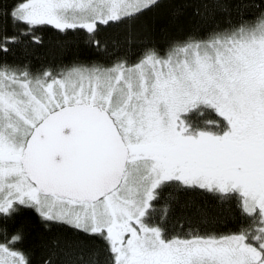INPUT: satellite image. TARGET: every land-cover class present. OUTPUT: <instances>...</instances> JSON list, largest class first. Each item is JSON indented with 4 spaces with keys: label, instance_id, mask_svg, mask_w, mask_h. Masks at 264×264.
<instances>
[{
    "label": "snow or ice",
    "instance_id": "1",
    "mask_svg": "<svg viewBox=\"0 0 264 264\" xmlns=\"http://www.w3.org/2000/svg\"><path fill=\"white\" fill-rule=\"evenodd\" d=\"M163 0H0V264H31L15 221L35 214L100 241L105 264H264V0H182L201 23L235 24L147 46L136 62L34 71L47 28L101 29ZM212 113L219 120L198 118ZM235 201V232L173 233V193ZM83 240L54 242L43 264H88ZM92 264H96L93 260Z\"/></svg>",
    "mask_w": 264,
    "mask_h": 264
},
{
    "label": "trees",
    "instance_id": "2",
    "mask_svg": "<svg viewBox=\"0 0 264 264\" xmlns=\"http://www.w3.org/2000/svg\"><path fill=\"white\" fill-rule=\"evenodd\" d=\"M5 7H12L17 0H2ZM237 17L212 16L201 23L192 15L190 8L182 7V0H163L162 6L147 12L134 22L115 23L99 31L97 39L100 47L93 46L88 35L82 30L60 33L53 28L41 32L43 46L33 45V53L24 55L17 50L9 60L28 61L34 71L45 68L55 71L69 70L74 66L103 65L110 66L118 57L126 58L130 63L136 62L143 50L152 45L162 52L177 41L191 37H200L214 28H222L229 23L235 24ZM207 120H219L212 113L198 118L203 123ZM178 199L162 198L158 204V218L164 215V207L168 206L166 220L173 233L190 230L189 225L199 230H208L212 234L226 235L235 232L240 224L239 213L235 201L221 202L209 194L201 192L180 193ZM15 224L22 228L24 241L20 249L28 254L31 264H43L48 248L57 241L83 240L90 249L97 250L93 257L85 251L84 258L88 264L95 260L96 264H105L106 256L100 241H93L74 233L66 226L45 225L35 214L20 216ZM3 238V237H1Z\"/></svg>",
    "mask_w": 264,
    "mask_h": 264
},
{
    "label": "rangeland",
    "instance_id": "3",
    "mask_svg": "<svg viewBox=\"0 0 264 264\" xmlns=\"http://www.w3.org/2000/svg\"><path fill=\"white\" fill-rule=\"evenodd\" d=\"M2 240H3V238L0 237V241H2Z\"/></svg>",
    "mask_w": 264,
    "mask_h": 264
}]
</instances>
